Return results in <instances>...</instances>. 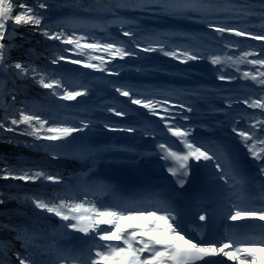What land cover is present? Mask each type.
Wrapping results in <instances>:
<instances>
[{"label":"snow or ice","instance_id":"obj_1","mask_svg":"<svg viewBox=\"0 0 264 264\" xmlns=\"http://www.w3.org/2000/svg\"><path fill=\"white\" fill-rule=\"evenodd\" d=\"M51 5L47 0H0V70L7 73L15 70L17 77L31 76L37 84L44 89L51 90L53 96H58L64 101H75L78 97L88 94L87 88H78L72 90L65 86L66 82L48 76L38 68L22 61L9 63V53L15 47L13 41L16 39L17 26L30 25L34 31H39L48 40L60 41L65 45H72L67 49L69 52H76L81 58L71 59L69 56L59 54L51 60L52 64H59L61 61H69L76 65H83L86 68L94 69L101 72L109 71V64L125 57L137 55L132 50L131 45L126 46L124 43L101 42L91 38L92 42H87L90 37L86 35H77L75 31L69 33L66 31H53L50 27L45 26L46 16L43 10L50 9ZM249 7V6H244ZM124 8H136L142 10H155L157 14H163L173 18L192 19L199 17L207 22V27L217 33H230L236 37H246L255 41H264V31L257 34L248 28L241 30L236 26L229 24L219 25L208 21V17L218 14H228L237 12V5L230 0H116L111 5H105L104 9L117 16L115 23L121 27L127 21L119 18V10ZM248 15H258L264 26V0L260 4L258 13H247ZM126 37L137 35L133 31L123 32ZM233 44L227 47H233ZM239 47V45H235ZM139 48L140 44L135 43ZM147 52L161 51L165 55L175 57L177 60L183 58L184 62L197 60L202 57L197 53L193 54L191 50L180 51L179 48L172 51H165L162 43L156 42V46H149L143 49ZM103 53V55H93V53ZM264 48L260 51H244L238 57L213 55L211 63L221 65L232 63L238 65L247 63L257 66L254 71L242 73L245 79H249L261 87L262 94L259 98H245L242 103L250 109H259L260 117H264ZM87 57L84 59L83 57ZM249 57H253L249 59ZM239 71V68H237ZM119 75V72L112 73ZM219 79L232 80L234 77L222 74ZM121 96L127 97L133 105L142 106L148 109L152 115L160 116L166 125L167 132L173 137L178 138L182 149L174 151L173 147L167 144H159L158 148L163 154L164 160H171L174 166L167 168V171L176 178L179 187L183 188L191 174L189 160L194 159L196 162L203 160L219 170L217 175L224 179L225 183L235 181L230 187L235 189L240 186L239 191H234L233 196L236 202L224 205L220 211L221 219L227 221H240L258 223L264 222V118L254 116L248 117L253 121L247 129L239 130L233 127L232 131L237 133L248 153L256 161L262 162L259 168V184H256V178L236 180L232 163L229 161L227 167H223L225 161H228V151L226 146L209 142L208 144L193 143L191 133L193 129L177 126L172 121L175 116L164 117L158 109H164L165 105H170L169 100L159 101L148 96L136 93L130 86L121 85L115 88ZM12 101L16 96L12 95ZM229 107L232 100L227 98ZM181 109L192 112V107H186L180 104ZM118 117L128 115L126 110H117L116 107L108 109ZM188 120V116L183 117ZM243 119V117H241ZM82 127H75L67 122L49 121L48 118L27 109H20L17 115L12 116L9 120L7 116L0 117V130L16 132L20 125L24 126L23 135L31 136L36 141H47L51 146L64 147L69 144V138L74 133L82 132L89 127V123L80 122ZM10 124V126H9ZM109 128L108 124L104 125ZM117 130V129H111ZM127 132L137 131L134 127L119 129ZM151 134V133H149ZM199 144V146H198ZM35 146V145H32ZM75 154L83 159H91L95 163V157L98 150L86 147H78ZM4 179H15L21 181H38L46 180L53 183H61L63 177L49 174L42 170L35 172L31 170L22 171L16 175L12 170H4ZM245 185L255 190V195L251 193L248 196L243 195ZM4 194L0 193V197ZM31 203L38 210L52 214L58 217L65 231L72 230L74 233H82L91 243L87 248L86 258L83 254L70 255L63 250L53 248L51 245L37 243L43 239L36 234H29L27 229H9L16 235L13 239L20 240L22 247L27 252L21 255L15 251L11 241L0 240V264H13L12 255H15L18 264H214L210 258L222 257L233 264H264V233L253 234L250 232L239 233L235 230L230 235L222 239H213L210 241L203 240L201 232L200 242L189 238L184 234L185 228L181 223L180 214L169 206L156 204L153 207L137 206L134 204H104L97 203L95 199L89 200L87 195L82 199L75 195L65 192L50 198L30 197ZM249 200L250 202H245ZM6 198H0V204H4ZM217 210L212 212L207 210L198 216V220L206 224L211 220L215 221ZM129 221L131 223L123 224ZM103 226V227H102ZM236 228L241 226L237 225ZM264 227V225H262ZM233 228L232 225L229 226ZM55 252V260L52 259L51 253ZM48 259L45 260V255Z\"/></svg>","mask_w":264,"mask_h":264},{"label":"rangeland","instance_id":"obj_2","mask_svg":"<svg viewBox=\"0 0 264 264\" xmlns=\"http://www.w3.org/2000/svg\"><path fill=\"white\" fill-rule=\"evenodd\" d=\"M32 4L33 0H29ZM47 3L51 5L50 14L54 19L49 18L47 10H43V14L46 16L44 24L50 26L54 22L64 21H76L82 22H94L99 25H107L110 21H116L117 16L107 17L103 20L98 19L93 14H86L85 16H77L73 11H57V0H47ZM141 14L148 17L155 18L153 27L148 25H124L120 26V32L107 34L101 32H92L91 30L75 28L76 34L89 36L90 39L87 42H92L91 38L100 40L101 42H114L118 41L124 43L126 46L131 45L133 51L137 55L132 57H125L124 59L117 58L109 64V69L114 72H119V75H113L112 73L104 74L103 82L107 83L106 87H99L103 95L100 99L99 105L94 107L99 108L98 111L89 113L85 118L83 115H76L80 119H88L86 123H89V127L82 132L74 133L73 135L78 140H70L69 144L63 147V150L58 153V156L53 157L46 155V157L39 158L44 164L38 166L39 170L45 171L49 174L58 175L65 179V182L53 183L51 181L41 180L39 186H34L32 190H28L32 194H36L42 198H50L65 193V189L75 186H80L82 182L86 180L99 181L100 178L115 177V176H130V172L136 169V165L142 162V152L140 148L144 145L158 146L162 141L159 137L167 138L164 135L171 137V134L167 132L166 125L160 116L152 115L148 109H144L142 106L133 105L129 102L127 97L121 96L115 91V88L121 85L130 86L136 93L154 98L157 96L170 97V101L174 104H185L186 107H192V112H187L181 108L173 106H164V109H158L161 115L164 117L175 116V119L189 117L188 120H196L195 115L208 114L202 116L197 120H220L219 130L228 126L237 127L243 124L246 128L249 127L253 121L248 117L254 116L260 117L259 109H250L242 103L243 99L251 97L253 99L259 98L262 94L261 87L256 85L249 79H245L242 76L243 72L254 71L257 66L249 65L247 63H241L233 65L232 63L214 65L211 63V57L213 55L220 56H233L238 57L242 52L248 51L249 48L256 50V43L259 41L252 40L250 38H242L240 40H234L235 38L226 39L223 42H239V47H233L231 50H216L215 47L209 44L210 41L206 36L195 37L196 33L203 34L199 30L197 18L182 19L181 23H173L169 19V16L163 14H157L155 10H142ZM167 17V18H164ZM120 18V17H119ZM129 18V16H127ZM200 19V18H199ZM170 21V23H169ZM180 21V20H176ZM115 23V22H114ZM119 24V23H115ZM253 24H256L254 22ZM244 29L240 24H229ZM262 26V25H261ZM24 25L17 26V32L23 29ZM146 28L149 38L155 37L153 42L162 43L165 46V51H172L179 48L180 51L191 50L193 54H199L202 58L197 60L183 61V58L177 60L175 57H170L161 51L147 52L143 51L144 48L150 45L155 47L156 43L150 45H141L139 48L135 47V42H149L151 40H142L141 34L138 30ZM170 30L172 36L168 37L157 30ZM205 30L208 27L204 28ZM264 30V26H262ZM133 31L137 35L134 37H126L123 32ZM255 30V29H254ZM257 30V31H256ZM255 33L259 34L262 31L256 29ZM252 31V30H251ZM246 42V43H243ZM251 42V43H247ZM264 42V41H261ZM264 45V43H263ZM221 48V47H220ZM264 48V46H263ZM12 50V49H11ZM223 51V52H222ZM37 55V51L31 50ZM95 55H103V53L97 52ZM9 63L16 61L24 62L18 55L9 53ZM12 57V58H11ZM253 57H249L251 59ZM261 58H264L262 54ZM87 59V57H86ZM25 63V62H24ZM239 68V71H237ZM264 71V69H260ZM11 78L1 79L2 86L5 91L0 105L5 101L7 94L20 95L24 88V84L21 83L24 77H17L15 70L8 72ZM225 74L234 77L232 80H220L219 76ZM11 85H8V83ZM81 83V88L88 89V96H93L99 92V90L92 89L90 87H98L99 84H94L93 81H85L83 79L78 80ZM71 89H78L77 84L70 86ZM227 98L232 100L231 107H229ZM94 101H97L95 99ZM91 102V101H90ZM92 104V102H91ZM116 107L117 110H126L127 116L118 117L115 114L108 111L110 107ZM243 117V119H241ZM73 120L70 122L75 127H82L81 121ZM56 122H67L66 119L55 120ZM68 123V122H67ZM183 123H188L184 122ZM108 124L110 127L105 128L104 125ZM154 124L164 131V135L146 131V125ZM127 127H134L137 129L135 132H127L119 129ZM184 128H189L188 124H184ZM164 128V129H163ZM117 129V130H111ZM150 129V128H148ZM151 133V134H149ZM158 136V138H156ZM203 138V137H202ZM78 147L91 148L98 150V154L95 157V163L91 159H83L75 154V149ZM157 154L156 152H154ZM153 153V154H154ZM153 154L145 153V157L155 156ZM26 168V167H24ZM30 169L31 167H27ZM7 165H0V170H6ZM27 188L32 187L30 185L25 186ZM87 193V192H86ZM84 195V192L81 193ZM87 197L91 198L86 194ZM78 198V197H77ZM82 199V198H80ZM92 199V198H91ZM23 203H17V207L23 212L28 214L29 219L36 223H40L44 230L58 229L59 221L49 213L43 212L38 209L28 208ZM103 227V226H102ZM61 237L53 239V236L46 235L43 239L37 241L40 244L49 245L50 240H54L53 248L63 250L66 254L87 256V248L91 241L82 233H74L72 230L65 231L60 229ZM13 247L18 249L17 241L11 240ZM84 244L86 246L84 247ZM85 249H84V248ZM19 250V249H18ZM21 255H26L25 250L21 251ZM52 259L55 260V252L51 253ZM86 256H84L86 258ZM15 258V255H12ZM45 260L48 259L46 254Z\"/></svg>","mask_w":264,"mask_h":264},{"label":"trees","instance_id":"obj_3","mask_svg":"<svg viewBox=\"0 0 264 264\" xmlns=\"http://www.w3.org/2000/svg\"><path fill=\"white\" fill-rule=\"evenodd\" d=\"M57 2V10L59 11L72 10L77 14L92 13L100 18L113 15L111 12H107L103 9L105 5H111L115 3L116 0H57ZM230 2L237 5V12L210 16L208 17V21L219 24L221 26L224 24L238 23L242 27L248 28L252 31H255L256 29L264 31L262 29V21L260 20L259 16L247 14L249 12L258 13L262 0H230ZM246 5L249 7H244ZM139 10L140 9L136 8L120 9V19L127 21L125 25L143 24L152 27L155 18L144 16ZM47 12L50 15L49 18L53 19L54 17L50 14V11L47 10ZM127 16H129V18H125ZM196 18L198 21V25L201 26L199 30L203 34L196 33L194 36H206L210 41H212L209 42V44L215 47L216 50H231V48H235V45L239 43L223 42L224 40L227 41L226 39L235 38L234 40H240L244 38L236 37L230 33H217L210 28L205 30L204 28L207 27V22L201 18L199 19V17ZM169 19L173 23L182 22L181 18L169 17ZM254 22H256V24H253ZM65 25H67L66 22H54L50 26L45 24V26L50 27L53 31L63 30L69 33L73 31L76 32V30L74 29L66 28ZM109 27L111 28V30L112 28L118 30L117 26L111 25ZM81 29H87L91 31L97 30L89 23L86 26H82ZM240 29L242 30V28ZM100 31L108 33L109 29ZM138 32L141 34L142 40H151L149 42H138L140 46L156 43L153 42L154 40H152L156 39L155 37L149 38L148 36H146V28L138 30ZM156 32L157 34H159V32H163L168 38L172 36V31L170 30L163 31L159 29ZM13 43L15 47L12 48L11 54H14L16 56L18 55L26 64H30L33 67L38 68L48 76H54L55 78H59L65 81V86L67 87H70L73 84H77L78 87L81 88V84L78 82L79 79H83L88 82L93 81L94 84H99V86L97 85L98 87L94 86L90 88L99 90V92H97V94H95L93 98L91 96H88L87 94L85 96L78 97L75 101H64L59 99L58 96H53L51 90L42 88L35 82V80L31 76H27L24 77L21 81V83L24 84L25 89L20 95H15L16 100L14 102L11 99L12 94L9 93L6 95L5 101L0 105V117L7 116L10 120L12 116L17 115L18 110L27 109L40 114L45 118H48L50 122L56 119H66L68 122H72L73 120H79L76 115L99 110L98 108L94 107V105H99L98 103H101L100 99L103 97V95H100L102 93L100 90L103 91V89H99V87H106L107 85V83L103 82L102 77L104 74L112 73L113 70L109 69V71L107 72H101L86 68L83 65L73 64L69 61H61L59 64H52V58L59 54L69 56L71 59H78L81 57L78 56L76 52L66 51L67 49L72 48V45H65L60 41L48 40L39 31H34L32 29V26L30 25H24L23 29L17 32L16 39L13 41ZM255 43L257 45L255 51H260L264 46V42L259 41ZM229 44H233L234 46L229 48L227 47V45ZM32 49L37 51V55L31 52ZM249 50L253 49L249 48ZM95 54L96 53H93V55ZM83 58L86 59V56ZM8 85H11V83L9 82ZM95 99H97V101H94ZM90 101L92 102V104ZM81 120L86 121L83 119H80L79 121ZM23 131V125H20L18 131L16 132L0 130V165H7L6 170H12L16 175L21 174L22 171L25 170H31L33 172L39 170V168L36 167L41 166L42 162L37 160V158H43L46 157V155L56 157L58 156V153L63 150V147L51 146L47 141H36L31 136L23 135ZM69 139L78 140V138L74 135ZM27 167L31 168L28 169ZM5 174L6 173L4 170H0V193L4 194V196L0 198H6V202L4 204H0V240H16L13 239L16 233L9 229L17 228L27 229L29 234L34 233L38 237H43L42 235L44 234H50L53 237H59L61 235V233H59V230L63 229V227L58 217L54 216L57 221H59V224L57 226L58 229L55 231L49 230L47 233H45L40 223H36L33 220L29 219L28 214L17 207V203L20 202L26 204L28 208L36 209L31 203L30 199L26 198L39 197L36 194H32L28 190H32L33 186H39L41 184V180L35 182H25L15 179H4L2 177H4ZM27 185H30L32 187H25ZM16 241L18 242L17 245L19 246V248L24 249L22 247V242L20 240ZM50 242L54 243V241L52 240ZM12 261L13 264H18V262L14 260Z\"/></svg>","mask_w":264,"mask_h":264},{"label":"bare ground","instance_id":"obj_4","mask_svg":"<svg viewBox=\"0 0 264 264\" xmlns=\"http://www.w3.org/2000/svg\"><path fill=\"white\" fill-rule=\"evenodd\" d=\"M7 73H4L3 70H0V96L3 95V89L1 84V79L5 78ZM174 124L177 126H183L180 120L174 119ZM203 125L208 127H213L211 121H202ZM239 130H244L243 125H239L237 127ZM171 134V133H170ZM193 143H203L208 144L210 141L215 142L221 145L226 146L228 151V161H225L222 164L223 167H227V163L230 161L233 165L234 175L236 180L240 179H249L247 175L249 174L251 168L247 166L248 163H252L258 166H262V162L256 161L251 155L248 153L246 147L242 143L241 139L238 137L237 133L231 130V126L223 132L217 133L215 136L209 138V140H202L201 138H197L195 136L190 137ZM170 141V142H169ZM168 141L169 147H173L174 151H180L182 149V145L180 144L178 138L173 137L171 135L170 140ZM199 146V144H198ZM147 148H150L147 146ZM155 151H158L159 148L156 146L152 147ZM158 149V150H157ZM159 152V151H158ZM159 156L155 159H150L143 161L141 164L136 166V169L130 172V176H115V182L120 185L122 188H128L131 193L130 198L132 201L135 199H143L150 200L149 196H139V194L144 193V188L142 186L145 183H153V191L155 193L154 197L161 202L163 200L164 203H157L163 205H172L175 208H182L185 205H199V203L203 204L204 202H208L210 200L218 201L222 206L229 203V197H231V202H236V197L233 196L234 191H239L240 186L237 185L235 189L230 187L231 184L235 183V181H229L225 183L224 179H222L217 173L219 170L215 169L212 164H208L201 160L200 162H196L194 159L189 160V166L191 168V174L188 177L187 183L183 188L179 187L176 182V178L171 175L167 171V168L170 166H174L173 161L164 160L162 158L163 154L159 152ZM254 162V163H253ZM248 173V174H246ZM260 177L258 176V172L256 175V184H259ZM245 187V192L243 195L248 196L250 193L255 195V190H249L248 187ZM146 194H148L146 192ZM153 196V195H151ZM142 197V198H141ZM163 198L168 199V203L164 201ZM136 201V200H135ZM153 201V199H151ZM155 202V201H154ZM246 203L248 200L245 201ZM226 221L227 226H233L232 231H239V228L235 226L244 224L246 221ZM131 223L129 221L122 222L123 224ZM256 226L257 230H263L264 222L253 223ZM86 244H84V247ZM83 247V248H84ZM85 249V248H84ZM222 261L228 264H233L231 261H226V258H222Z\"/></svg>","mask_w":264,"mask_h":264},{"label":"water","instance_id":"obj_5","mask_svg":"<svg viewBox=\"0 0 264 264\" xmlns=\"http://www.w3.org/2000/svg\"><path fill=\"white\" fill-rule=\"evenodd\" d=\"M11 58H12V57H11ZM6 78H9V79L11 78V76L8 74V72H7V77H6ZM2 83H3V81H2ZM2 83H1V84H2ZM1 86H2V85H1ZM2 89L5 91L4 86H2ZM4 91H3V95H4ZM3 95L0 96V100L2 99Z\"/></svg>","mask_w":264,"mask_h":264}]
</instances>
